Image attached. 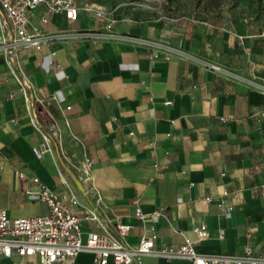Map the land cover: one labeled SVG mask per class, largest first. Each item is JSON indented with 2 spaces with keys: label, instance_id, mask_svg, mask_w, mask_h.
Returning <instances> with one entry per match:
<instances>
[{
  "label": "crops",
  "instance_id": "obj_1",
  "mask_svg": "<svg viewBox=\"0 0 264 264\" xmlns=\"http://www.w3.org/2000/svg\"><path fill=\"white\" fill-rule=\"evenodd\" d=\"M79 7L77 20L54 14L47 23L37 8L32 23L59 37L40 50L18 49L44 133L54 138L48 148L0 51V207L13 218L46 213L47 204L28 194L39 185L16 171L60 194L76 177L61 151L70 160L87 155L100 200L73 189L96 206L104 227L131 225L128 245L152 234L156 248L180 244L205 223L198 253L264 254V27L223 31L117 15L106 29ZM34 146L44 149L41 157ZM137 208L148 216L139 219ZM95 229L103 227L82 221L83 240ZM75 260L94 264L89 251ZM1 264H38V257L13 253ZM141 264L190 262L148 254Z\"/></svg>",
  "mask_w": 264,
  "mask_h": 264
},
{
  "label": "built area",
  "instance_id": "obj_2",
  "mask_svg": "<svg viewBox=\"0 0 264 264\" xmlns=\"http://www.w3.org/2000/svg\"><path fill=\"white\" fill-rule=\"evenodd\" d=\"M39 7H43L40 16L42 23H47L54 14H62L68 22L75 21L79 17L80 7L75 0H0V51L3 52L8 63L10 75L16 80L28 104L29 118L35 130L42 133L44 144L48 148L50 139L54 138L44 133L35 106L38 101L35 89L18 58L20 47L40 50L43 45L50 44L59 37L50 35L32 23L31 18ZM84 9L101 20L106 29H111L118 20L115 13L99 4L91 3L84 6ZM54 54L55 51H51V55ZM164 57L169 58V53L164 52ZM55 68L57 72L63 70L60 63H56ZM50 98L57 99V95L52 94ZM165 103L170 104L171 101ZM66 108H70V105ZM129 134L135 133L130 131ZM71 138L79 141L75 134H71ZM33 150L38 157L44 154V149L40 146H34ZM61 152L76 178L82 183L84 189L81 191L95 196V203L98 202L100 194L94 184L93 159L84 155L80 159L70 160L66 152ZM16 173L21 179H31L39 185V189L29 190L28 194L30 197L44 201L48 211L44 214L13 218L9 216L6 208L0 207V264L1 258L11 257L13 253L20 256L35 255L38 257V264H75L76 256L81 251L91 252L94 264H141L142 257L148 254L168 259H187L190 264H264V254L253 255L249 249L243 255L198 253L194 247L195 243L204 240L209 232L205 223L195 226V238L187 237L180 244L156 248V234H152L142 237L137 246H130L124 241V237L131 225L117 222L112 229L104 227L96 206L83 201L79 193L73 189L74 186L77 188L74 182L59 194L42 183L37 176L31 177L21 171ZM224 194L228 192L224 191ZM206 199L211 200V197ZM80 206L83 207L82 215L77 213V208ZM159 214V211H154L149 216L156 220ZM135 215L139 219L148 216L139 208L136 209ZM84 220L97 222L103 229L89 231L86 240H83L81 224ZM223 236L224 232L221 231L219 237Z\"/></svg>",
  "mask_w": 264,
  "mask_h": 264
},
{
  "label": "rangeland",
  "instance_id": "obj_3",
  "mask_svg": "<svg viewBox=\"0 0 264 264\" xmlns=\"http://www.w3.org/2000/svg\"><path fill=\"white\" fill-rule=\"evenodd\" d=\"M94 3L116 15L158 19L177 18L207 29L236 31L257 22L264 27V0H75Z\"/></svg>",
  "mask_w": 264,
  "mask_h": 264
},
{
  "label": "water",
  "instance_id": "obj_4",
  "mask_svg": "<svg viewBox=\"0 0 264 264\" xmlns=\"http://www.w3.org/2000/svg\"><path fill=\"white\" fill-rule=\"evenodd\" d=\"M74 182L76 183V185L78 186L79 189L83 190V186L82 183L75 177Z\"/></svg>",
  "mask_w": 264,
  "mask_h": 264
}]
</instances>
